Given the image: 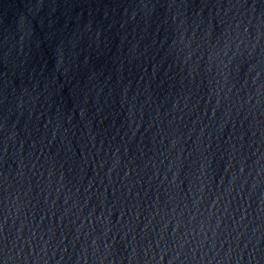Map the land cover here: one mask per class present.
Wrapping results in <instances>:
<instances>
[{"label":"water","instance_id":"obj_1","mask_svg":"<svg viewBox=\"0 0 264 264\" xmlns=\"http://www.w3.org/2000/svg\"><path fill=\"white\" fill-rule=\"evenodd\" d=\"M0 264H264V0H0Z\"/></svg>","mask_w":264,"mask_h":264},{"label":"snow or ice","instance_id":"obj_2","mask_svg":"<svg viewBox=\"0 0 264 264\" xmlns=\"http://www.w3.org/2000/svg\"><path fill=\"white\" fill-rule=\"evenodd\" d=\"M0 243H3V238H2V228H0Z\"/></svg>","mask_w":264,"mask_h":264}]
</instances>
